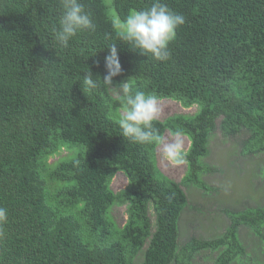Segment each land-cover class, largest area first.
Masks as SVG:
<instances>
[{
    "label": "trees",
    "instance_id": "trees-1",
    "mask_svg": "<svg viewBox=\"0 0 264 264\" xmlns=\"http://www.w3.org/2000/svg\"><path fill=\"white\" fill-rule=\"evenodd\" d=\"M82 2L96 30L60 48L51 31L58 0H0V207L9 216L0 264H137L142 249L139 264H194L202 250L218 252L213 264L257 261L239 227L264 243V204L229 213L230 224L211 238L182 241L179 221L185 185L209 190L203 176L215 167L202 158L216 129L242 135L243 154L264 152V0H164L186 19L167 62L131 50L115 27L116 16L152 0ZM113 43L122 73L111 87L130 78L158 99L198 106L154 122L160 135L180 131L190 140L180 182L159 169L157 145L121 136L122 101L99 79ZM88 68L98 87L84 91ZM63 148L72 153L49 163ZM119 171L129 183L114 191ZM116 205L127 208L123 226L111 218Z\"/></svg>",
    "mask_w": 264,
    "mask_h": 264
},
{
    "label": "rangeland",
    "instance_id": "rangeland-1",
    "mask_svg": "<svg viewBox=\"0 0 264 264\" xmlns=\"http://www.w3.org/2000/svg\"><path fill=\"white\" fill-rule=\"evenodd\" d=\"M109 5L113 0H107ZM120 20L116 16V21ZM119 86L112 88L118 89ZM113 94L116 93L113 91ZM161 107L159 119L164 120L175 114H194L198 109L197 104L184 107L174 99H158ZM164 137L171 139L172 133L166 131ZM184 149L190 146V140L182 135ZM243 136L235 138L225 137L220 129H216L210 140V154L203 157L206 164L215 167V171L203 176L209 190L199 188L192 184L185 185L188 195V204L182 212L179 221L180 239H188L191 235L200 238H211L223 232L230 224L229 213H239L246 208H256L264 204V152L258 155H246L242 152L241 141ZM70 150L62 149L61 153L50 158L49 163H54L62 155L71 154ZM157 165L166 176L180 182L187 171V162L176 165L163 158L162 151L157 147ZM129 183L128 177L122 171L114 176L111 187L114 191L124 189ZM49 193V188L47 189ZM231 211V212H229ZM111 218L117 226H123L128 218L125 205L113 206L110 210ZM150 215L155 217V212L150 207ZM232 216V215H231ZM239 235L244 243L255 246L253 252L258 258L254 262L234 264H264V243L252 229L240 226ZM144 250L140 252L144 254ZM216 252L202 250L195 255L194 264H213ZM142 255L137 256L136 263L142 260Z\"/></svg>",
    "mask_w": 264,
    "mask_h": 264
},
{
    "label": "clouds",
    "instance_id": "clouds-1",
    "mask_svg": "<svg viewBox=\"0 0 264 264\" xmlns=\"http://www.w3.org/2000/svg\"><path fill=\"white\" fill-rule=\"evenodd\" d=\"M61 14L57 25L52 28V37L56 46L68 48L70 42L83 32H95L96 24L91 14L86 11L82 0H58ZM186 23L184 15L173 11L164 0H152L151 6L142 10H131L123 19L115 23L119 39L130 49L138 50L141 56H150L158 62L171 59L170 45L176 40L177 30ZM104 58L106 74L101 79L93 75L91 69L85 71L82 78L83 90L91 91L98 87L99 77L110 90L122 101L119 114L121 136L137 144H155L163 158L173 164L185 162L186 151L182 140L183 133L176 131L168 139L159 134L154 122L159 119L161 107L158 97L151 93L137 90L135 82L128 78L112 88L113 79L122 73V66L116 43L107 48ZM8 210L0 207V239L5 235L4 227L8 223Z\"/></svg>",
    "mask_w": 264,
    "mask_h": 264
}]
</instances>
